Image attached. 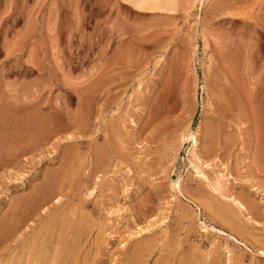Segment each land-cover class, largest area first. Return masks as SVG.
I'll return each instance as SVG.
<instances>
[{"label":"rangeland","instance_id":"374dc122","mask_svg":"<svg viewBox=\"0 0 264 264\" xmlns=\"http://www.w3.org/2000/svg\"><path fill=\"white\" fill-rule=\"evenodd\" d=\"M172 3L0 0V264H264V0Z\"/></svg>","mask_w":264,"mask_h":264},{"label":"bare ground","instance_id":"6f19581e","mask_svg":"<svg viewBox=\"0 0 264 264\" xmlns=\"http://www.w3.org/2000/svg\"><path fill=\"white\" fill-rule=\"evenodd\" d=\"M121 1L124 2L125 4H127V6L132 7L133 9H135V10H137V11H143V12H144V11L146 12L147 10H149V11H150V10H156V11H158V10L161 11V10H162V11H169V12H170V11L173 10V8H174V5H173V3H172L173 0H121ZM149 11H148V12H149ZM148 12H147V13H148ZM154 12H155V11H154ZM152 13H153V12H152ZM161 13H162V12H161ZM166 13H167V12H166ZM194 143H195V141H194ZM221 196H222V195H221ZM232 201L234 202V205L238 208V210H241V211L244 210V207L242 206V204H241L240 202L235 201V200H232ZM216 206H218V204H217ZM82 207L84 208V206H82ZM228 207H229V205H228ZM78 208H80V207H78ZM220 208H221V207H220ZM226 208H227V206H226ZM227 209H228V208H227ZM75 210H77V209H74L73 211L77 213V211H75ZM82 210H85V208H84V209H81V208H80V210L78 209V212L81 211L80 213H82ZM220 210H221V209L218 210V211H219V214H221V213H220ZM224 210H226V209L224 208ZM224 210H223V211H224ZM229 210H231V209L229 208ZM229 210H227V211H229ZM85 211H86V210H85ZM15 212H16V211H15ZM86 212H87V211H86ZM232 212H233V211H232ZM232 212L230 213V216H232ZM80 213H79V216H77L78 218H79V217H82V216L84 215L85 212H83L82 216H81ZM224 213H225V212H224ZM234 213H235V212H234ZM57 214H58V213H57ZM57 214H56V215H57ZM72 214H73V213H72ZM74 214H75V213H74ZM74 214H73V216H74ZM226 214H227V213H226ZM56 215L54 214V215H52L51 217H53V216L58 217V215H57V216H56ZM64 215H65V214H64ZM77 215H78V214H77ZM85 215H86V216H85ZM85 215H84V216L86 217L85 220H87V214H85ZM68 216H70V214H68ZM84 216H83V217H84ZM221 216H223V214H222ZM225 216H226V215H225ZM227 216H228V214H227ZM55 217H54V218H55ZM59 217H60V216H59ZM61 217H62V215H61ZM64 217H65V216H64ZM64 217H63V218H64ZM75 217H76V216H75ZM83 217H82V218H83ZM233 217L235 218V215H233ZM233 217H231L232 220L234 219ZM54 218H52V219H54ZM70 218H71V217H70ZM73 218H74V217H73ZM78 218H76L75 220H78ZM50 219H51V218H49V221H53L52 219H51V220H50ZM55 219H56V218H55ZM57 219H59V218H57ZM57 219H56V220H57ZM61 219H62V218H61ZM68 219H69V217H68ZM83 219H84V218H83ZM229 219H230V218H229ZM59 220H60V219H59ZM70 220H71V219H70ZM73 220H74V219H73ZM75 220H74V221H75ZM85 220H84V221H85ZM230 220H231V219H230ZM246 220H251V219H250V218H246ZM60 221H61V220H60ZM62 221H64V220H62ZM68 221H69V220H68ZM78 221H79V220H78ZM82 221H83V220H82ZM225 221H226V220H225ZM233 221H236V220H233ZM66 222H67V221H66ZM72 222H73V221H71V223H72ZM79 222H80V221H79ZM86 222H87V221H86ZM86 222H82V224H83V223H86ZM237 222H238V221H237ZM237 222H236V223H237ZM49 223H50V222H49ZM49 223H48L47 225H49ZM55 223L57 224V222H55ZM59 223H60V224H59ZM67 223H69V222H67ZM75 223H76V221H75ZM229 223H230V222H229ZM236 223H235V224H236ZM12 224H13V223H12ZM51 224H52V223H51ZM58 224H59V226L56 225V226L58 227V231H60V229L63 230L64 228H66V227H63V229H62V228L59 229V227H60L61 225H63L64 223L61 224V222L58 221ZM87 224H89V221H88L86 224H84V227H86L85 225H87ZM231 224H232V222H231ZM52 225L54 226V221H53V224H52ZM65 225H66V224H64L63 226H65ZM72 225H75V224H72ZM76 225H77V223H76ZM79 225L81 226V224H79ZM79 225H78V226H79ZM89 225H90V224H89ZM89 225H87V227H88ZM232 225H233V224H232ZM11 226H13V225H11ZM16 226H17V224H16ZM16 226H15V227H16ZM18 226H19V225H18ZM56 226H54V227H56ZM237 226H238V225H237ZM67 227H68V226H67ZM81 227H82V226H81ZM81 227H79V228H81ZM233 227H234V226H233ZM12 228H13V227H12ZM16 228H17V227H16ZM51 228H52V226H51ZM51 228L48 227V229H50V230H51ZM234 228H235V227H234ZM252 228H253V227H252ZM46 229H47V227L45 228V230H46ZM55 229H56V228H55ZM71 229H74V230H75V228H69V231H71V232H73ZM88 229H89V228H88ZM88 229H87V231H88ZM83 230H84V228H83ZM55 231H56V230H55ZM58 231H56V232L58 233ZM63 231H64V230H63ZM63 231H62V234H61V235H63ZM78 231H79V230H78ZM85 231H86V228H85L84 232H85ZM46 232H47V231H46ZM46 232H45V235L48 233V232H47V233H46ZM51 232H52V231H51ZM51 232L49 231L48 235H49V234H50V236L54 235V234H52ZM56 232H55V233H56ZM60 232H61V231H60ZM60 232H59V233H60ZM66 232H67V231H66ZM71 232H70V233H71ZM79 232H80V231H79ZM81 232H83V231H81ZM84 232H83V233H84ZM53 233H54V232H53ZM57 233H56L55 235H57ZM64 233H65V232H64ZM75 233H76V232H75ZM83 233H80L79 237L81 236V234H82V236H83ZM85 233H87V232H85ZM72 234H73V233H72ZM72 234H71V235H72ZM76 234H77V233H76ZM48 235H47V236H48ZM67 235H68V234L66 233V237H67ZM69 235H70V234H69ZM71 235H70V238H71ZM37 236H38V235H37ZM50 236H49L48 241L50 240ZM72 236H73V235H72ZM76 236H77V235H76ZM82 236H81V237H82ZM84 236H85V234H84ZM38 237H39V236H38ZM45 237H46V236H45ZM55 237H56V236H55ZM79 237H78V238H79ZM85 237H86V236H85ZM51 238H53V237H51ZM61 238H62V237H61ZM61 238H60V239H61ZM63 238H64V237H63ZM73 238H75V236H74ZM37 239H38V238H37ZM37 239H36V240H37ZM41 239H42V238H41ZM41 239L39 240V241H40V245L43 243L44 238H43L42 242H41ZM45 239H46V238H45ZM54 239H55V238H54ZM54 239H53V240H54ZM56 239H57V238H56ZM66 239H67V238H66ZM75 239H76V241H77V238H75ZM46 240H47V239H46ZM72 240H73V239H72ZM79 240H80V239H79ZM82 240H83V239H81V241H82ZM54 241H56V240H54ZM61 241H62V240H61ZM64 241H67V240L64 239ZM70 241H71V240L69 239V240H68L69 244H70ZM44 242H45V241H44ZM59 242H60V241H59ZM59 242H58V243H59ZM68 242H67V243H68ZM73 242L75 243L74 240H73ZM38 243H39V242H38ZM46 243H47V242H46ZM63 243H64V242H62V245H64ZM71 243H72V242H71ZM76 243H77V242H76ZM76 243H75V244H76ZM79 243H80V242H78V244H79ZM44 244H45V243H43L42 245L45 246ZM47 244H48V243H47ZM47 244H46V246H48V248H49V245H47ZM59 244H61V243H59ZM69 244H68V245H69ZM75 244H74V245H75ZM78 244H77V245H78ZM32 245H33V244H32ZM37 245H38V244H37ZM52 245H53V244H52ZM52 245H51V243H50V246H52ZM57 245H58V244H55V245H54V248H52V249L55 250L56 247H57ZM62 245H61V246H62ZM65 245H67V244H65ZM70 245H71V244H70ZM74 245H72V246H74ZM80 245H81V248H82V244H80ZM138 245H139V244H138ZM138 245H135V246L137 247ZM33 246H34V245H33ZM46 246H45V247H42V246H41L42 248H41L40 246H38L39 248H38V247H37V248H38L39 250H40V248H41V250L44 251L45 248H46ZM55 246H56V247H55ZM59 246H60V245H59ZM72 246H70V247H72ZM75 246H76V245H75ZM135 246H134V248H135ZM141 246H142V245H141ZM35 247H36V244H35ZM62 247H64V246H62ZM62 247H60V248H62ZM65 247H66V246H65ZM77 247H78V246H77ZM77 247H75V248H77ZM31 248H33V247L31 246ZM37 248H36V249H37ZM79 248H80V247H78V249H79ZM83 248H84V247H83ZM134 248H133V249H134ZM144 248H145V247H144ZM158 248H159V247H158ZM38 249H37V250H38ZM50 249H51V248H50ZM52 249H51V250H52ZM57 249H58V247H57ZM68 249H69V247H68ZM60 250H61V249H60ZM66 250H67V248H66ZM70 250H72V249H70ZM74 250H75V249H74ZM74 250H73V252H75ZM141 250H142V248H141ZM141 250H139V252H141ZM146 250H147V249H146ZM30 251H31V250H30ZM34 251H35V249L32 250V254H31V252H30L29 255H30V254H31L32 256L35 255L34 258H35V257L38 258V256H36L37 253L34 252ZM48 251H49V250H48ZM48 251H46L47 253H46V252H43V253H42V251H40V253H42V254H40V253L38 254V255H39V258H40L41 255H42V259H41V258H40V259H41L42 261H44V263L46 262L45 259H47V263H48V259L50 258V257H49V258H45V254H44V253L50 255L51 257L54 256V257H53L54 259L56 258V257H55V253H54V255L52 256L51 253H53V252L48 253ZM55 251H56V250H55ZM55 251H54V252H55ZM62 251H63V253H65V252H64L65 250H64L63 248H62ZM62 251H61V253H60L59 250H57V251H56V253H58L57 255H61V254H62ZM79 251H80V250H79ZM136 251H137V249H136ZM142 251H145V250H142ZM262 251H263V250H262ZM23 252H24V251H23ZM25 252H26V251H25ZM38 252H39V251H38ZM68 252H69V251H68ZM76 252H77V251H76ZM132 252H133V250H132ZM132 252H131V253H132ZM146 252H147V251H146ZM146 252H145V253H146ZM33 253H36V254H33ZM59 253H60V254H59ZM71 253H72V252H70L69 255H70ZM134 253H136V252H134ZM143 253H144V252H143ZM26 254H27V253H26ZM66 254H67V253H66ZM72 254L74 255V253H72ZM127 254H128V253H127ZM129 254H130V253H129ZM263 254H264V253H263ZM139 255H140V254H139ZM139 255H137V256H139ZM141 255H142V253H141ZM67 256H68V255H67ZM75 256L77 257V254H76ZM78 256H79V255H78ZM85 256H86V255H85ZM125 256H126V255H125ZM131 256H132V254H131ZM131 256H128V257H126V258H128V259H129V257L132 258L133 256H132V257H131ZM135 256H136V254H135ZM137 256H136V257H137ZM166 256H168V254H167ZM169 256H171V255L169 254ZM57 257H58V256H57ZM68 257H69V256H68ZM68 257H67L66 259H68ZM73 257H74V256H73ZM73 257L71 256V258H73ZM83 257H84V255H83ZM136 257H135V258L133 257V258H134V259H137ZM139 257H140V256H139ZM139 257H138V258H139ZM141 257H143V255H142ZM173 257H174V256H173ZM184 257H185V256H184ZM18 258H19V257H18ZM43 258H45V259H43ZM53 258H51L52 260L49 259V261H52L51 264H53V263L55 264V262H56V264H59V263H57L58 260L55 259L56 261L54 262V261H53V260H54ZM59 258H61V256H60ZM133 258H132V259H133ZM171 258H172V256H171ZM186 258H187V257H186ZM30 259H32L31 256H30V258H29V261H32V260H30ZM61 259H62V258H61ZM76 259H77V258H76ZM128 259H127V260H128ZM132 259H131V260H132ZM163 259H164V258H163ZM184 259H185V258H184ZM14 260H15V259H14ZM14 260L12 259V261H14ZM21 260H22V259H21ZM33 260H34V259H33ZM41 260H40V261H41ZM77 260H78V259H77ZM81 260H82V259H81ZM81 260H80V261H81ZM85 260H86V259L83 260V263H84ZM127 260H126V261H127ZM137 260L140 261V258L137 259ZM185 260H187V259H185ZM16 261H17V260H15L14 262H16ZM42 261H41V264L43 263ZM71 261H72V260H71ZM71 261H69L68 263H69V264H70V263H73V261H72V262H71ZM124 261H125V260H123V262H124ZM126 261H125V262H126ZM132 261H133V260H132ZM134 261H135V260H134ZM142 261H143V260H142ZM36 262H37V263H36ZM36 262H35V260H34V263H36V264L39 263V260H37ZM62 262L64 263L65 260H63ZM62 262H61V263H62ZM123 262H122V264H124ZM128 262H129V261H128ZM140 262H141V261H140ZM140 262H139V263H140ZM11 263H12V262H11ZM20 263H21V262H20ZM49 263H50V262H49ZM63 263H62V264H63ZM74 263H76L75 260H74ZM85 263H87V260L85 261ZM126 263H127V262H126ZM129 263H131V262H129ZM129 263H127V264H129ZM135 263L137 264L138 262L135 261ZM64 264H65V263H64ZM80 264H82V262H81ZM132 264H134V262H132Z\"/></svg>","mask_w":264,"mask_h":264},{"label":"crops","instance_id":"0c3cea01","mask_svg":"<svg viewBox=\"0 0 264 264\" xmlns=\"http://www.w3.org/2000/svg\"><path fill=\"white\" fill-rule=\"evenodd\" d=\"M58 8H56L54 5H51L49 7V12L47 13V15L42 18L41 20V26L40 28H42V30L40 31L39 35L41 34L42 36H39L36 40H31L30 42H27L26 45V53H25V57L22 59V62L25 66H31L36 68L38 71L41 70L42 68L45 67V55H49L50 51L53 49L54 47H57L59 45L58 43V18H59V13H58ZM147 10L146 12L141 11L145 14H155L158 13V11L156 10ZM155 11V12H154ZM148 12V13H147ZM153 12V13H152ZM51 13V14H50ZM77 14V13H76ZM49 25L46 30H44V27L46 24ZM28 36V35H27ZM10 39L9 38H5L4 40H2L0 42V47H1V51L5 54L7 51V46L9 45ZM36 47V48H35ZM36 52V54H35ZM101 49H98L97 51V57L101 56ZM41 59H35V56H41ZM53 57L55 58L53 60V68L57 67V62L58 59H60V55L58 56V53L53 54ZM97 64V68L99 66H101V62L98 61Z\"/></svg>","mask_w":264,"mask_h":264}]
</instances>
